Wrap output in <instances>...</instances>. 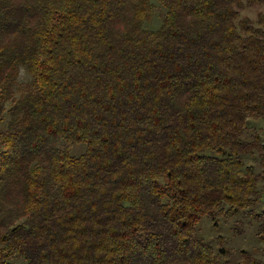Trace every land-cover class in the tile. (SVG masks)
Wrapping results in <instances>:
<instances>
[{"label":"trees","instance_id":"trees-1","mask_svg":"<svg viewBox=\"0 0 264 264\" xmlns=\"http://www.w3.org/2000/svg\"><path fill=\"white\" fill-rule=\"evenodd\" d=\"M245 4L264 0H0V264H263L196 230L258 191L264 14Z\"/></svg>","mask_w":264,"mask_h":264},{"label":"rangeland","instance_id":"rangeland-1","mask_svg":"<svg viewBox=\"0 0 264 264\" xmlns=\"http://www.w3.org/2000/svg\"><path fill=\"white\" fill-rule=\"evenodd\" d=\"M155 8L152 19L145 26L156 28L161 22L163 9L158 2L154 1ZM264 14V4L244 5L240 10V16H248L255 24L258 13ZM28 80L25 71H21L19 84ZM257 133L260 141L264 144V117L248 118L244 129V140L252 141ZM85 149L83 143L73 144L71 151L80 154ZM245 165L250 166L260 175L258 191L253 203L230 216L218 212L214 217L202 216L196 224L198 235L209 242L217 252L220 248L226 250L220 255V259L227 263L245 261L248 256L256 257L264 264V241L258 236V231L264 226V155L255 151L244 157ZM227 207V206H226ZM225 207V208H226ZM18 263L21 261L16 260Z\"/></svg>","mask_w":264,"mask_h":264}]
</instances>
